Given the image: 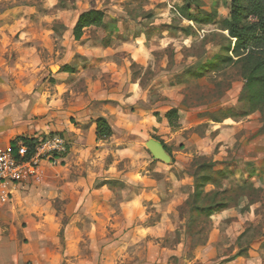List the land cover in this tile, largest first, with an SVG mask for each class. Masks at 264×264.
Masks as SVG:
<instances>
[{"label":"rangeland","instance_id":"1","mask_svg":"<svg viewBox=\"0 0 264 264\" xmlns=\"http://www.w3.org/2000/svg\"><path fill=\"white\" fill-rule=\"evenodd\" d=\"M198 7L186 10L184 0H0V115L9 104H23L21 88L10 78L17 69L7 62L43 61L56 73L79 16L90 10L102 11L104 23L116 27L109 22L115 15L129 16L146 31L144 45L158 32L156 42L165 46L141 55L149 62L157 57L171 65L179 57L186 72L216 55L231 56L225 50L235 41L222 28L229 11L221 0H201ZM198 11L215 20L197 24L183 17ZM20 13L25 21L15 35L2 18ZM95 32L110 43L106 31ZM20 35L27 40L18 44ZM130 69L140 74L136 66ZM178 78L172 94L162 95L160 86L151 96L155 108L177 110L175 128L122 133L114 148L95 147L85 133L66 164L47 166L39 180L18 187L6 201L0 194V264L19 256L16 264H44L50 256L62 259L59 264H264V112L237 116L244 81L236 65L199 79ZM152 81L154 73H147L144 82ZM24 91L32 93L36 108L46 99L41 80ZM0 118V126L7 124ZM148 139L166 146L170 163L153 160ZM209 164L230 176L205 183L197 195L195 172L205 166L199 174L213 176ZM218 203L225 207L212 216L199 211ZM36 255L44 256L37 261Z\"/></svg>","mask_w":264,"mask_h":264},{"label":"crops","instance_id":"2","mask_svg":"<svg viewBox=\"0 0 264 264\" xmlns=\"http://www.w3.org/2000/svg\"><path fill=\"white\" fill-rule=\"evenodd\" d=\"M152 1L171 2V0ZM130 19L129 16L115 15L109 21L117 25L118 33L105 45L92 28L84 29L79 41H75L72 35L73 41L63 50V61L55 64L56 73L51 71L49 63L43 61L35 64L21 61L7 62L9 68L17 69L15 75L10 74V78L21 88L17 95L23 104H9L5 113L0 115L7 123L0 126V146L7 145L18 137H37L57 133L68 142V153L63 163L66 164L72 152L79 150L85 133L91 134L95 147L112 148L113 143L116 147L119 134L147 135L148 131L154 128H165L168 125L165 118L168 110L155 108L151 96L160 86L163 87L162 95L172 94V91L180 85L175 80L183 76L184 72L181 69L185 66L178 62L179 57L176 63L180 65L174 71L172 68L176 63L169 65L167 60H159L157 57H154L156 59L152 62L148 59H140L143 53L144 55L149 52L155 53L165 45L156 42L161 36L155 31L152 33V38L144 45L142 36L146 31L139 25L133 24ZM2 21L11 23L12 32L19 35L22 33L19 26L24 23L25 15L24 13L16 17L7 15ZM104 21H107L106 16ZM25 40H27L26 35H20L16 43L20 44ZM135 66L140 72L139 75H136L137 71L131 74L130 68ZM25 70L27 75H31L30 80L25 77ZM177 70L179 71L176 72ZM151 71L156 81H152L149 85L144 82V77L147 73L152 74ZM164 79L166 82H163ZM39 80L46 88V99L36 108L31 105L32 93L28 95L24 90L28 86L33 88ZM28 81H30L28 84H24ZM48 81L51 84L46 86ZM165 83L173 86L168 88ZM27 97L30 99L25 103ZM154 114H158L157 118ZM98 118L105 119L112 128L113 136L108 141L96 142L93 121ZM1 120L3 118H0V122ZM214 131L217 129L214 128ZM43 256L36 255L34 258L38 261ZM18 259L10 258L4 264H16ZM61 260L50 256L44 264H59Z\"/></svg>","mask_w":264,"mask_h":264},{"label":"trees","instance_id":"3","mask_svg":"<svg viewBox=\"0 0 264 264\" xmlns=\"http://www.w3.org/2000/svg\"><path fill=\"white\" fill-rule=\"evenodd\" d=\"M186 10L195 7V11L199 8L201 0H184ZM224 8L230 13V19L222 24L223 31L227 32L228 37L235 41L233 48H226L225 52L231 53V56L216 55L208 63L203 64L197 70L188 69L183 76L187 80L199 79L207 72L217 70L225 64L236 65L239 68V74L244 81V85L240 92L239 103H241V114L238 117H247L254 112H264V0H221ZM189 14L183 16L185 19L194 23H211L214 18L208 15ZM253 19L254 21L250 20ZM109 27V28H108ZM94 28L96 31H106L107 41L112 36L117 35L118 29L116 26L107 25L104 23V13L99 10H90L81 14L73 28L72 34L75 41H79L82 37L83 30ZM108 31V32H107ZM66 70L68 68H65ZM186 80V81H187ZM170 128L177 126L178 112L171 109L165 115ZM214 123H221L220 120H212ZM95 124L96 142L108 141L113 136V131L107 121L103 118H98L93 121ZM17 140H25L23 137H18L11 141V147L15 145ZM160 142V141H159ZM165 151L166 146L160 142ZM215 164L208 165V171L213 176L200 175L205 166H200L195 172L196 193L207 182L217 183V178L225 180L230 176L227 170H218L214 172ZM256 170H253L248 175L253 178ZM215 174V177H214ZM200 175V176H199ZM225 205L218 203L207 208L199 210L205 216H212L218 213Z\"/></svg>","mask_w":264,"mask_h":264},{"label":"built area","instance_id":"4","mask_svg":"<svg viewBox=\"0 0 264 264\" xmlns=\"http://www.w3.org/2000/svg\"><path fill=\"white\" fill-rule=\"evenodd\" d=\"M23 138L12 147L11 142L0 146V194L4 201L18 187L39 180L46 166L60 167L68 153V142L60 134Z\"/></svg>","mask_w":264,"mask_h":264},{"label":"water","instance_id":"5","mask_svg":"<svg viewBox=\"0 0 264 264\" xmlns=\"http://www.w3.org/2000/svg\"><path fill=\"white\" fill-rule=\"evenodd\" d=\"M145 147L153 160L160 161L163 163H170L171 157L165 151L163 145L156 140L150 139L145 143Z\"/></svg>","mask_w":264,"mask_h":264},{"label":"bare ground","instance_id":"6","mask_svg":"<svg viewBox=\"0 0 264 264\" xmlns=\"http://www.w3.org/2000/svg\"><path fill=\"white\" fill-rule=\"evenodd\" d=\"M53 71L56 70V69H52Z\"/></svg>","mask_w":264,"mask_h":264}]
</instances>
